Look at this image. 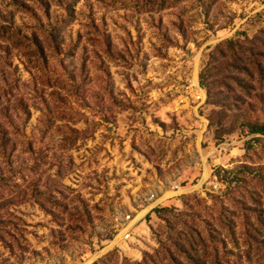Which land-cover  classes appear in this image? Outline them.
Instances as JSON below:
<instances>
[{"label":"rangeland","instance_id":"374dc122","mask_svg":"<svg viewBox=\"0 0 264 264\" xmlns=\"http://www.w3.org/2000/svg\"><path fill=\"white\" fill-rule=\"evenodd\" d=\"M259 64L264 0H0V264L264 261Z\"/></svg>","mask_w":264,"mask_h":264},{"label":"trees","instance_id":"16d2710c","mask_svg":"<svg viewBox=\"0 0 264 264\" xmlns=\"http://www.w3.org/2000/svg\"><path fill=\"white\" fill-rule=\"evenodd\" d=\"M75 6H72L70 8H67V13L70 17L75 16ZM26 41H28V46L31 53L30 56L32 58H37L42 61H47V56H46V49L42 45L40 38L37 34L33 35V40L29 41V38L25 36ZM31 43V45H30ZM34 56V57H33ZM259 70L258 75H260L264 79V69L259 64ZM10 90V89H9ZM11 92V90H10ZM6 94V91H5ZM9 94V92H7ZM251 132L253 133H262L264 134V124L262 125H251ZM194 237H189V240H186L185 243L182 246H176V249L179 254L183 256L182 259H179L173 250H165L164 254L163 252H156L153 256L152 255H146L143 259L142 262L140 263H135V264H239V263H233L232 258L235 256L234 250L229 249L227 242L223 239H221L222 233L217 232V233H212L210 234L211 240L214 241V246L212 251L213 255H211L208 252V249L210 247L207 246V241L206 239L202 236L201 233H194ZM213 235L215 237L220 238L219 242H215V237L213 238ZM245 238L249 240L247 247L252 248L253 247H259L260 242L255 240V236L246 234L244 235ZM184 238H187L184 236ZM230 238L232 243L230 244L231 247L234 246L236 250H239L240 247V239L242 238H237L236 234H230ZM189 245V246H186ZM220 246H222V251L220 250ZM260 249L263 251L264 250V245L260 247ZM200 251V252H199ZM200 254H204L206 257L205 260L200 259ZM161 256H164L163 258H160ZM210 258H213L214 261H210ZM181 260L183 262H181ZM124 264H130L128 262H124ZM241 264V263H240ZM260 264H264V261L261 260Z\"/></svg>","mask_w":264,"mask_h":264},{"label":"built area","instance_id":"2783aa9c","mask_svg":"<svg viewBox=\"0 0 264 264\" xmlns=\"http://www.w3.org/2000/svg\"><path fill=\"white\" fill-rule=\"evenodd\" d=\"M158 198H157V195L155 194H151L148 199L146 200V203L149 204V206H152V207H156L157 203H158ZM155 203V204H154ZM129 220V219H128ZM129 238V235L126 234L125 235V239L127 240Z\"/></svg>","mask_w":264,"mask_h":264}]
</instances>
